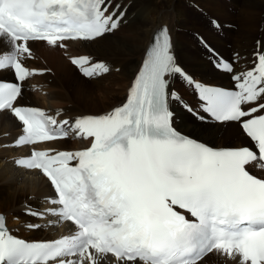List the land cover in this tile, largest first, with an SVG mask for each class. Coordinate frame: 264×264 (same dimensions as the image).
<instances>
[{
  "label": "snow or ice",
  "instance_id": "1",
  "mask_svg": "<svg viewBox=\"0 0 264 264\" xmlns=\"http://www.w3.org/2000/svg\"><path fill=\"white\" fill-rule=\"evenodd\" d=\"M111 7V0H0V45H8L0 50V71H13L17 80L0 81V113L21 124L15 146L32 147L17 167L38 171L56 194L49 200L56 207L28 214L72 225L70 235L55 241L26 242L0 215V264H208L212 256L264 264V179L247 170L264 167V45L254 68L233 75L236 90H222L195 82L177 65L165 28L126 102L111 112L70 121L57 118L62 112L53 116L20 104L23 82L43 74L25 66L30 44L67 52L71 43L93 42L123 20L120 5ZM68 59L86 78L109 71L87 56ZM216 63L233 73L230 63ZM177 76L198 91L207 117L238 125L256 150L213 149L179 132L169 103L181 99L169 90ZM70 134L91 146L75 152L35 148Z\"/></svg>",
  "mask_w": 264,
  "mask_h": 264
},
{
  "label": "bare ground",
  "instance_id": "2",
  "mask_svg": "<svg viewBox=\"0 0 264 264\" xmlns=\"http://www.w3.org/2000/svg\"><path fill=\"white\" fill-rule=\"evenodd\" d=\"M191 2L200 6L202 13H196L189 4ZM111 5L109 11L120 5L124 18L117 30L93 42L71 43L67 52L61 48L58 50L57 47H49L43 42L30 44L32 58L25 61V66L30 71L43 74L33 75L23 82L20 104L45 110L53 116L62 112L63 115L57 118L70 121L77 117L99 116L111 112L126 101L155 35L164 26L170 32L177 65L193 80L209 85L228 86L232 75L254 68L256 53L264 45V0H111ZM205 15L220 19V23L215 20L212 23L220 29L221 36L215 29L208 27ZM195 35H199L203 47L191 41ZM256 40L261 42L254 45ZM0 50L8 51V45H0ZM210 50L225 60H233L232 54L236 52L238 55H234L237 61L232 65L233 73L220 69L216 63L219 59L211 55ZM69 56H87L93 64L103 63L110 71L114 68H119L120 71L107 77L102 76L109 71L103 73L98 77H102L100 80L104 79L100 83H97L99 79L90 78L95 80L93 84H88L90 79L79 78L70 65ZM6 74L11 76V70L0 71V80L5 79ZM177 81L183 82L187 87ZM28 84L30 89L27 88ZM38 86L45 91V96L26 93H32V88L36 90L32 94L37 93L40 89ZM169 90L177 91L181 98L180 101L169 102L170 109L175 113L174 127L179 132L208 141L216 148L222 147L225 142L232 144V137L240 142L237 143L240 146L247 144L238 125L215 123L203 113L202 101L196 90L183 79L175 77ZM31 99H34L35 104L27 105ZM184 101L188 102L192 112L185 107L186 111L181 109L180 103ZM85 108L93 111L87 112ZM199 116H205L207 121L199 119ZM225 125L227 127L223 128ZM22 135L20 125L12 116L7 112L0 113V213L5 215L8 230L15 237L29 242L54 241L60 237L62 230L71 234L72 226L67 223L50 224V221L57 219L52 215L38 218L28 214L45 213L56 206L49 202L54 196L46 180L37 172L17 167L15 163L19 159L28 158L32 148L15 146L18 137ZM90 146V140H82L70 134L68 138L44 144L40 148L53 152H75ZM249 169L264 177L258 165L252 164ZM29 225L39 227L30 228ZM208 264L234 262L212 256Z\"/></svg>",
  "mask_w": 264,
  "mask_h": 264
},
{
  "label": "rangeland",
  "instance_id": "3",
  "mask_svg": "<svg viewBox=\"0 0 264 264\" xmlns=\"http://www.w3.org/2000/svg\"><path fill=\"white\" fill-rule=\"evenodd\" d=\"M225 1H227V0H225ZM190 4V6H191V8L196 12V13H202V9L200 8V6H198V5H196V4H194V3H189ZM204 20L206 21V23H207V25H208V27L209 28H212V29H215L216 31H217V34L219 35V36H221L222 35V33L220 32V29H217V27H215L214 25H213V23H212V21L213 20H215V21H217V22H219L220 23V19L218 18V17H209V16H207V15H205L204 16ZM259 30V32H261V29H258ZM202 39H204L205 40V38H202ZM200 40H201V38L199 37V35H195L194 36V38H192L191 39V41L192 42H194L195 44H198V45H201L200 44ZM257 42H261L260 40H256L254 43V45H257ZM259 45H260V43H259ZM202 46V45H201ZM203 47V46H202ZM257 47V46H256ZM56 49V48H55ZM57 49L58 50H60L59 49V47H57ZM62 51V50H61ZM238 55L236 52L235 53H233L232 54V58L231 59H235V58H237L236 56H234V55ZM252 54H254V53H252ZM63 56V55H62ZM65 57H67V55H64ZM65 57H63V59L66 61V59H65ZM244 57V56H243ZM243 59H246L245 57L243 58ZM242 60V59H241ZM120 71V69L119 68H114V70L113 71H110L109 70V72L106 74V75H104V76H102V77H107L109 74H111L112 75V73L115 75V74H117L119 71ZM76 74H77V72H76ZM78 75V74H77ZM43 76H45V78H46V74H44ZM79 76V75H78ZM38 77H42V76H38ZM102 77H100V78H102ZM5 78V77H4ZM79 78H81L80 76H79ZM100 78H96L97 80L99 79V81L97 82V83H100V82H104V79L103 80H100ZM81 79H83V78H81ZM84 80H88V79H84ZM91 80H93V81H91ZM94 80L95 79H90L89 81H88V84H93L94 83ZM48 81H49V79H48ZM72 82V81H71ZM180 85H183V86H186V85H184L183 84V82H181V81H177ZM96 83V82H95ZM71 84H74V82L73 83H71ZM36 86H37V84H36ZM39 87V86H38ZM187 87V86H186ZM27 88H29L30 89V85L28 84L27 85ZM40 89H39V91L37 92V93H35V94H32L33 92H36V90H35V88H32L31 89V91H32V93H30V91H27L26 93L27 94H30V95H41V96H45V91H42V88L41 87H39ZM34 90V91H33ZM191 94H192V97H193V99H194V93H193V91L191 90ZM32 104H35V101H34V99H31V101L28 103L27 102V105H32ZM22 105H25L24 103L22 104ZM184 105H188V102H186V101H184V102H182V103H180V107H181V109H183V110H185V108H184ZM85 110L87 111V112H92L93 110L92 109H90V108H85ZM84 110V111H85ZM186 111V110H185ZM100 115H104L103 113L102 114H100ZM191 115V114H190ZM201 124V123H200ZM204 125H209V124H204ZM227 127V125H225L223 128H226ZM238 128V127H237ZM189 134V133H188ZM187 134V135H188ZM188 136H191L192 138H195L196 140H199V141H202V142H204V143H206V144H209V145H212V143H210V142H208V141H204V140H201V139H199V138H197V137H194V136H192L191 134L190 135H188ZM231 139V138H230ZM232 140H233V143L231 144H227L226 142L225 143H223V146L222 147H226V146H230V147H238V146H240L241 144H237V143H240L239 141H237V139L236 138H234V137H232ZM227 141H230V140H227ZM225 144V145H224ZM227 144V145H226ZM212 146H214V145H212ZM214 147H217V146H214Z\"/></svg>",
  "mask_w": 264,
  "mask_h": 264
}]
</instances>
